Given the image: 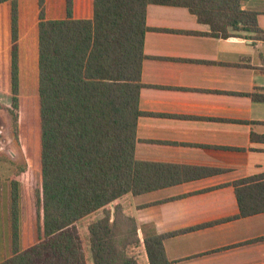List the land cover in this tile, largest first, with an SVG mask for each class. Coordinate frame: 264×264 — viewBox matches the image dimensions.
Instances as JSON below:
<instances>
[{
	"label": "trees",
	"instance_id": "1",
	"mask_svg": "<svg viewBox=\"0 0 264 264\" xmlns=\"http://www.w3.org/2000/svg\"><path fill=\"white\" fill-rule=\"evenodd\" d=\"M240 0H92L90 19L45 18L37 0V96L19 102L18 0L9 3L11 112L17 131L19 104L29 111L25 165L8 187V246L0 264H138L137 227L118 200L164 186L157 166L134 158L144 34L148 5L186 9L212 37L260 38L256 13ZM264 102V95H251ZM159 172V171H158ZM172 183V182H171ZM238 217L264 213V173L232 183ZM110 207L113 220L110 222ZM87 226L86 254L78 223ZM23 215V219L21 216ZM143 234L149 264H168L152 226Z\"/></svg>",
	"mask_w": 264,
	"mask_h": 264
},
{
	"label": "crops",
	"instance_id": "2",
	"mask_svg": "<svg viewBox=\"0 0 264 264\" xmlns=\"http://www.w3.org/2000/svg\"><path fill=\"white\" fill-rule=\"evenodd\" d=\"M35 1L18 0V17ZM51 3L63 4L46 0V19L59 20ZM239 7L256 13L264 36V0ZM0 13L9 23V3ZM91 16L92 0H73L74 19ZM145 25L134 158L159 167L165 185L118 200L137 227L128 254L149 264L142 237L152 226L173 234L163 241L168 264H264V213L238 217L232 187L264 173V102L251 97L264 95V40L212 37L180 7L148 5Z\"/></svg>",
	"mask_w": 264,
	"mask_h": 264
},
{
	"label": "rangeland",
	"instance_id": "3",
	"mask_svg": "<svg viewBox=\"0 0 264 264\" xmlns=\"http://www.w3.org/2000/svg\"><path fill=\"white\" fill-rule=\"evenodd\" d=\"M53 1V0H52ZM58 1V0H55ZM34 5L29 4L21 9L18 17V99L28 102L37 96V24L38 7L37 0ZM61 3H51L48 7L49 14L53 13L60 19L65 18L64 0ZM45 0V18H46ZM53 18V17H51ZM58 20V19H52ZM10 29L9 23L0 13V262L10 256L8 247V187L12 179L16 177L20 168L25 165L27 159L31 161V152L28 146V121L29 111L27 105L19 104L17 131L15 132V117L11 112L10 93ZM28 112V113H27ZM103 213H98L78 223L79 232L87 254V226L95 219H101ZM23 219V215L21 216ZM3 231V232H2ZM3 235V236H2ZM87 263H91L90 254L86 255Z\"/></svg>",
	"mask_w": 264,
	"mask_h": 264
}]
</instances>
